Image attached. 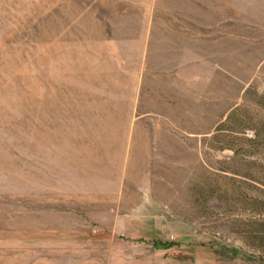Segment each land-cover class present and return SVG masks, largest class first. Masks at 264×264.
Returning a JSON list of instances; mask_svg holds the SVG:
<instances>
[{
	"label": "rangeland",
	"instance_id": "rangeland-1",
	"mask_svg": "<svg viewBox=\"0 0 264 264\" xmlns=\"http://www.w3.org/2000/svg\"><path fill=\"white\" fill-rule=\"evenodd\" d=\"M0 264H264V0H0Z\"/></svg>",
	"mask_w": 264,
	"mask_h": 264
}]
</instances>
